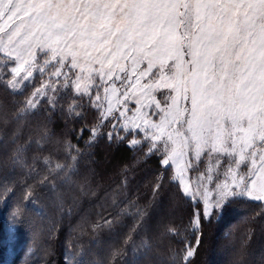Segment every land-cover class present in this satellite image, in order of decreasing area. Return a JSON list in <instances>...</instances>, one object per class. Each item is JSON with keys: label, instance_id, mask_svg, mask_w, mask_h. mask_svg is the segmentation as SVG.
<instances>
[{"label": "trees", "instance_id": "trees-1", "mask_svg": "<svg viewBox=\"0 0 264 264\" xmlns=\"http://www.w3.org/2000/svg\"><path fill=\"white\" fill-rule=\"evenodd\" d=\"M0 68V264H264V200L233 196L193 225L150 141L98 124L87 96L35 101L38 77L17 90Z\"/></svg>", "mask_w": 264, "mask_h": 264}, {"label": "snow or ice", "instance_id": "snow-or-ice-1", "mask_svg": "<svg viewBox=\"0 0 264 264\" xmlns=\"http://www.w3.org/2000/svg\"><path fill=\"white\" fill-rule=\"evenodd\" d=\"M0 36L5 38V47L0 51L6 52V63L0 67L5 69V78L9 79L18 75L19 69L14 65L17 59L24 62L22 53L33 56L32 42L37 43L41 51L51 49L53 56L66 49L71 56L66 62L67 71L59 60L53 63L51 59L41 58L45 65H52L53 76L66 81L52 91L57 96L72 95L78 101L87 96L89 106L97 113L98 124L113 112L110 103L107 107L102 103L108 90H117L119 82L127 100L128 89L140 82L139 77L135 81L130 78L137 75L135 68L129 74L120 61L148 46L150 52L161 53L157 57L160 65L152 74L150 59L147 70L140 76L152 75L153 81L165 72L173 74V78L187 77L176 85L166 84L168 90L162 91L160 101L155 102L157 105L163 102L165 107L160 109L161 113L169 107L175 109V116L170 121L165 116L160 123L151 124L159 136L152 134L149 152H159L161 165L167 166L169 159L165 156L169 151L184 156L192 142L195 155L186 166L199 174L201 169L207 173L211 165L212 172L217 173L213 191L227 188L219 182L223 174L231 175L234 184L247 177L246 191L251 194L257 178L264 174V0H0ZM186 43L185 51L192 57L190 63L198 71H180V50ZM23 45L27 47L22 53L13 56V51ZM165 58L173 59V63L166 66ZM80 60L99 65V68L88 69V79L94 84L91 90L80 87L83 77L79 73L84 72ZM116 70L123 75H116ZM93 73L98 79L93 80ZM101 90L105 93L103 98ZM182 101L190 107L182 108ZM26 106H31V101ZM71 109L70 104L69 111ZM127 111L125 108L124 112L113 116V120ZM185 112L187 119H183ZM109 123L117 127L111 120ZM166 123H179L180 127L165 136ZM139 127L136 125L137 129ZM119 130L128 131L124 124ZM108 138L111 140L113 133H108ZM157 140H163L158 149ZM167 141L175 146L169 149ZM129 142L138 143L135 139ZM202 149L206 151L201 158ZM241 168L243 174L237 178ZM261 187L264 190V185ZM199 190L200 186L197 192L187 188L183 192L195 199ZM242 195L244 193L220 192L221 200L225 196ZM220 202L215 201L217 207ZM195 204L193 225L199 223L200 216L208 218L211 214L213 204L207 188L200 199H195ZM185 251L188 257L193 255L192 251Z\"/></svg>", "mask_w": 264, "mask_h": 264}, {"label": "rangeland", "instance_id": "rangeland-1", "mask_svg": "<svg viewBox=\"0 0 264 264\" xmlns=\"http://www.w3.org/2000/svg\"><path fill=\"white\" fill-rule=\"evenodd\" d=\"M88 2V0H86ZM105 2H108V0H105ZM4 37L0 36V49H3L5 47L4 44ZM39 39V37H37ZM27 45H23L22 47H18L15 51H13V56H16L18 52L22 53V49L26 48ZM187 48V43L185 44L184 49L180 50V55L182 57V68L180 69L181 73H187L191 71H198V68H194V66L190 63L192 57L187 54L185 49ZM11 50V49H8ZM32 53L33 56L27 55V53H22V58L16 60V64L14 67L19 69L18 75H12L10 78L11 86L14 89H22L24 85L28 82L33 81L35 78H39L40 80V86L35 91L34 94V100L39 101L40 99H49L53 100L56 98V95L53 93L52 89L56 88L58 84L66 83L62 78L57 79L55 76H53L50 72V69L52 68L51 64L45 65L42 61L43 58L51 59L53 63L59 62L63 64L64 70L67 71V61L71 60V56L67 53V50L65 49L63 52L57 53L56 56L52 55V51L49 48H45L44 51L40 50V47L37 43L32 42ZM1 55H6V52L0 51ZM161 53L156 52H150L148 46H144L142 51L134 53L132 56L128 57L127 59L121 60V66L127 70L129 74L133 71L135 68V71L137 73L136 76H131V80L135 81L137 77H139L140 82L138 84H135L134 87H130L128 89V99L125 100L123 96L124 89L119 88V82L117 83V90L109 89L106 94V99H102V103L105 107L110 103L113 109V112L109 116H118L120 112H124L125 108L128 109V111L125 113L124 116H120L118 120H114V123L117 125V128L121 124H124L128 131L127 132H133L138 135H141L140 137L135 136L133 139L137 140L138 143H130L132 145H137L142 141H150L153 143L151 136L152 134H155L156 136H159V132L156 129H153L151 127V124L160 123L161 120L167 117V120H172L175 116V109L169 107L166 108L163 113L160 112V109L164 108L163 102H160L159 105H157L155 102L160 101V95L162 91H167L168 89L165 87L166 84L176 85L178 84L182 79H187L186 76L180 75L175 76L173 78V74L165 72V75L162 77L157 78L155 81L152 79V75L149 76H140V73L142 71L147 70L149 60H152L153 67L151 69V73L155 74L157 67L160 65V60L157 59ZM171 56L174 58L175 56V50L172 51ZM119 59V57H118ZM135 61V64H134ZM2 60L0 57V64ZM80 66L84 68V72L79 73L83 77V79L80 80V87L88 88L91 90L94 87V84L91 80L88 79V69L89 68H99V65L88 63L85 64L83 60L79 61ZM164 63L166 66H169L173 63V59L165 58ZM0 73H3L2 68H0ZM27 75V78H25ZM93 75V80L98 79V77ZM116 75L122 76L123 74L116 70ZM55 81V83H54ZM151 84L152 86L149 88L148 85ZM159 85V87H157ZM101 96L102 98L105 96V93L103 90H101ZM173 95H176L175 92L172 93ZM189 94H190V85H189ZM37 102H35L34 105H36ZM182 108L190 107V105L187 102H181L180 105ZM156 113V114H154ZM188 118V113L185 112L183 119ZM136 125H139V129L136 128ZM179 123H172L168 125L165 124L164 127V135L166 136L169 131H171L173 128H179ZM187 135V133H186ZM174 139H178L175 136ZM131 139V140H133ZM130 140V141H131ZM156 146L159 147L161 143H163V140H157L155 141ZM185 150L186 155L184 156H176L171 153V151L168 152V155L165 156V158L169 159V164L173 167L174 170V177L178 182L180 183L182 189L184 190L187 188L188 191L191 192H197L198 186H200V190L198 192V195L195 199H200L204 195V188L208 189L211 202L213 204L211 208V214L213 213L214 209L218 208L220 209L223 204L231 197L233 196H225L222 200L220 197L221 191H230V192H240L244 193L242 196H246L249 198L256 199L255 197L257 195H260L262 198L260 200H264V190H262V185H264V174H262L260 177L257 178V183L255 188L252 190L251 194H248L246 191V188L248 187V180L247 177L243 182L235 183L233 182V178L231 175H220V184L227 185V188H219L216 191L212 190V185L216 183L215 176L217 173L212 172L211 165H209V169L207 173L203 169H201V173L194 174L191 170V166H186L188 164V161L195 155L194 147L191 146ZM169 149L174 147L172 141H167ZM206 151V149H202L201 151V158L203 155V152ZM218 167H222L218 166ZM243 174V168L237 172V178L239 175ZM211 176L213 179H209L208 177ZM194 199V200H195ZM220 200V204L217 207L215 204V201ZM259 200V199H257ZM210 214V215H211ZM209 215V216H210ZM208 216V217H209Z\"/></svg>", "mask_w": 264, "mask_h": 264}]
</instances>
